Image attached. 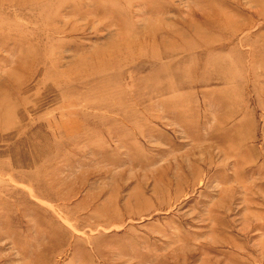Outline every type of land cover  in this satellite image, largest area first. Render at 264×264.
<instances>
[{
    "label": "rangeland",
    "instance_id": "1",
    "mask_svg": "<svg viewBox=\"0 0 264 264\" xmlns=\"http://www.w3.org/2000/svg\"><path fill=\"white\" fill-rule=\"evenodd\" d=\"M0 264H264V0H0Z\"/></svg>",
    "mask_w": 264,
    "mask_h": 264
}]
</instances>
